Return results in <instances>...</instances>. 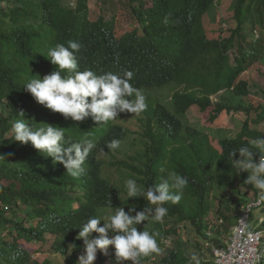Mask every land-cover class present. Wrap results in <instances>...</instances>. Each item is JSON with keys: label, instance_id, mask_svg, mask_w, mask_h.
Listing matches in <instances>:
<instances>
[{"label": "trees", "instance_id": "obj_1", "mask_svg": "<svg viewBox=\"0 0 264 264\" xmlns=\"http://www.w3.org/2000/svg\"><path fill=\"white\" fill-rule=\"evenodd\" d=\"M45 1L0 0V215L5 211L4 204L12 208L15 207L13 203L25 204L24 211L30 219L41 215L47 228L62 234L70 227L63 220L57 197L50 193L53 190L67 196L69 187L65 181L68 178L61 179L40 171L39 155L30 149L15 152L18 148H12L13 142L8 136L11 121L20 117L21 108L40 113L39 117L45 123H59L58 115L52 110L40 111L41 104L24 86L37 74L42 77L55 71L54 66H49L46 55L49 48L56 46L61 31L68 25L65 19L68 8ZM227 1H230L232 16L228 19L230 35L224 39L210 38L203 22L204 14L222 0H154L150 7L144 0H126L138 17L143 33L133 30L118 38L114 33V18L104 20V16L93 25L95 29L103 30L120 50L119 68L135 73L132 83L147 97L148 107L140 120L145 124L143 141L150 144L141 156L143 167L133 166L142 178H132L145 189L159 183L168 171H176L189 180L181 201L169 203L168 207L172 216L189 219L195 225L199 240L185 241L179 237L175 242L177 249H171L162 264H187L192 249L203 252V245L209 240L206 219L215 209V202L219 226L212 240L222 244L230 226L243 215V206L259 195L252 185L244 184L249 175L247 171L236 174L229 154L264 136L257 130L258 124L264 121V110L257 118L252 116L251 102L247 99L249 83L239 78L256 61L264 62V0ZM110 2L109 9L119 6L115 0ZM3 3L7 4L6 9L1 7ZM67 29L68 26L64 30ZM247 36L253 41H248ZM236 38L247 48H239L233 64L230 50L235 46ZM39 43L48 44L40 46ZM99 53L82 51L83 63L94 65L93 57ZM171 84L176 86L172 98L178 111L187 113L193 105H198L202 111L212 107L211 121L224 112L230 115L246 111L248 115L241 130L233 137H216L198 128L183 126L187 129L183 134L181 123L156 96L158 90ZM221 91L224 93L215 103L212 96ZM129 203L137 204L138 209L151 206L143 197L130 198ZM92 209L91 205L89 214ZM92 216H97V210ZM254 220L253 214L251 224ZM12 222L21 227L20 237L26 235L31 239L38 234L32 227H24L18 216ZM5 227L0 225L1 235ZM10 233L13 235L12 230ZM66 250L62 248V251ZM5 252L6 242L0 238V258ZM26 254L20 250L19 260L22 261ZM69 264H75V255ZM202 264L214 262L203 261Z\"/></svg>", "mask_w": 264, "mask_h": 264}, {"label": "clouds", "instance_id": "obj_2", "mask_svg": "<svg viewBox=\"0 0 264 264\" xmlns=\"http://www.w3.org/2000/svg\"><path fill=\"white\" fill-rule=\"evenodd\" d=\"M149 1L144 0L147 7L152 6L154 0ZM45 2L60 4L61 7L65 5L68 8L65 19L69 29L64 30L67 26L64 27L56 46L49 48L47 52L49 66H54L55 71L42 77L37 74L28 79L24 86L41 104L40 111L46 108L52 110L58 115L59 123H45L39 117L40 113H31L28 109L21 108L18 113L20 117L11 121L8 135L11 133L9 139L13 142L12 148H18L15 152L19 149H30L39 155L40 171L47 172L53 177L68 178L65 181L69 187L67 196L63 192L54 193L53 190L50 196L57 197L63 212V220L70 230L67 233L57 234L56 229L47 228L43 216L35 215L30 219L24 211L25 204L13 203L14 208L4 204L5 211L0 215V225L4 224L6 227L0 238L6 242V252L0 258V264H55L47 252H42L33 246L34 241L46 242L47 234L56 237L51 247L65 257L66 264H69V260L74 255L75 264H94L97 256V264H126L127 260L132 264H141L142 259L146 264L154 260L157 264H162L163 258L169 251L173 248L177 249L175 242L182 237L185 223L189 222L195 230V225L189 219L172 216L168 207L169 203L177 204L181 201L189 180L176 171H168L159 183L145 189L138 184L137 179L132 178V176L142 178L133 170V166L143 167L141 156L150 144L143 141L145 124L140 120L143 111L148 107L147 97L143 90L132 83L135 73L119 68L122 60L120 50L112 44L103 30L95 29L93 26L102 16L104 20L114 18L117 24L119 6L109 9L112 5L110 0H46ZM6 6L7 4L3 3L1 7L6 9ZM218 6L219 3L204 16L211 15ZM93 7H99L111 17L107 18L106 14L101 13L98 19L93 20L90 15ZM135 17L139 22L138 17L136 15ZM140 27L139 23V26L133 30L141 29L143 33L144 29ZM226 31L228 32V26ZM114 33L118 38L124 35L116 34V25ZM229 35L228 32L226 37ZM226 37L219 36L215 39ZM247 39L249 40L250 37L247 36ZM84 50L100 52L93 57L96 61L94 65L83 63L81 52ZM237 54L238 51L234 46L230 50L231 63H235ZM175 87V84L165 87L171 89L167 101H162L159 97L165 88L158 90L156 96L176 116L185 134L187 129L183 126L198 128L187 121L190 109L198 105H193L187 113L178 111L172 98ZM223 93L224 91H221L212 96L215 103L217 102L215 98ZM209 109L211 110L212 107ZM126 111L138 114L136 118L143 127L139 136H135L134 130L115 121L120 113ZM198 129L209 134L204 129ZM125 140H128V145L135 150L132 155L115 162L117 171L121 174L118 180L114 181L106 167L105 156H116L114 153L119 151L120 145ZM249 145L233 150L229 156L236 174L245 171L249 173L244 184L252 185L257 189L258 197L243 206V215L237 223L230 226L222 244L212 240L219 226L215 216V206L206 219L205 229L209 240L204 246L201 239L202 253L189 252L187 264H202L203 261L214 264H264V136L255 138L249 142ZM237 153H239L238 159ZM121 182L126 188V200L122 199ZM114 196L116 199L113 200ZM138 197H143L151 206L138 209L137 204L129 203L130 198ZM91 205L92 214L97 210V216L89 214ZM124 205L130 206L128 211H125ZM107 208H112L115 212L105 215ZM6 210H10V216H7ZM256 210L258 214L255 213ZM253 214L255 220L251 224ZM16 216L21 218L24 227H32L38 234L33 235L31 239L26 235L20 237L21 227H16L12 222L16 220ZM34 220L37 222L33 223ZM150 220L154 221L150 230L146 227L147 224L144 225L143 230H138L139 224L144 221L148 223ZM39 223L42 225L39 226ZM241 225H245L241 239L245 244L236 239V229ZM10 230L13 231V235ZM93 233L96 234L95 237L92 236ZM173 236H177L175 241ZM63 247L67 249L65 252L62 251ZM42 249L46 251V248ZM20 250L27 252L22 261L19 260ZM160 253L163 256L157 258ZM38 254H41L43 260H39ZM151 254H155L154 257H148Z\"/></svg>", "mask_w": 264, "mask_h": 264}, {"label": "rangeland", "instance_id": "obj_3", "mask_svg": "<svg viewBox=\"0 0 264 264\" xmlns=\"http://www.w3.org/2000/svg\"><path fill=\"white\" fill-rule=\"evenodd\" d=\"M118 2L119 5V13L117 16V24H116V34L118 36L124 34L127 31H131L139 26V22L137 18L135 17L131 7L126 3V0H115ZM149 1V0H147ZM150 2V1H149ZM230 1L222 0L221 3H219V6L213 11L211 15H205L204 16V25L207 30L208 36L210 38H218L219 36L226 37L228 35L227 26L229 25L228 19L230 16H232V12L229 9ZM101 13L106 14L107 18H110L111 15L108 12H105L103 10H100L99 7H96L91 10V18L93 20H96L99 18ZM141 28V27H140ZM142 32V30H139ZM238 38H236L235 43V49L238 51L239 48L246 49L247 46L242 41H237ZM248 41H253L252 38H250ZM232 60H234V56H232ZM241 80H245L249 83L250 87V95L247 97L248 102H251L252 106V116L258 117L260 116L261 112L264 110V62L263 61H256L250 68H248L245 72H243L240 77ZM171 93L170 88H165L161 91V94L159 95L160 99L162 101H167L169 99ZM221 95H218L215 100L218 102ZM209 110L202 111L198 106H193L188 115H187V121L198 128L206 130L210 135L220 137V136H235L240 130L242 126V122L247 117L246 111L241 112H232V115H227L226 112L222 113V115L215 121H211L209 119ZM138 114H134L131 112H123L120 113V115L115 119L117 123H119L122 126H125L126 128H129L131 130H134L136 132L135 136H139L140 132L142 131L143 127L140 122H138L136 116ZM257 130L262 132L264 134V121H261L258 126ZM11 136V133L8 135ZM134 148L128 145V140H125L119 148V151H116L114 154L116 156H105V159L107 160L106 167L109 171L110 177L112 180H118L119 175L121 172L117 171V166L115 165V162L118 159L126 158L128 155H132L134 153ZM121 186L123 187L122 192V199H127L126 194V188L124 187V184ZM216 206V202H215ZM125 208V211H128L130 206L126 207V205L123 206ZM7 211V216H10V210ZM115 210L112 208H107V211L105 213H114ZM103 213V212H102ZM256 214H258V211H255ZM37 220H34L33 223H36ZM103 224V222H102ZM147 224V225H146ZM154 221H147L142 222L138 225V230H143L144 225L150 230V228L153 226ZM169 225V224H168ZM181 232V229H180ZM93 237L96 236V234H92ZM182 238L184 240H198V237L196 236V232L193 228V226L189 223H185V228L182 230L181 234ZM174 241L177 239V236H173ZM46 242L42 243L41 241H34L33 246L37 248L38 250H41L42 252H47V255H49L55 262V264H66V259L64 256H62L60 253L55 252V249L51 247L55 240V236L52 234L46 235ZM46 248V251H43L42 248ZM163 247V246H162ZM191 251H195L192 249ZM210 251V250H209ZM196 252V251H195ZM155 254H151L148 257H154ZM163 256L162 253L158 255L157 258H161ZM208 257V254H206ZM210 256L212 257L211 253ZM39 260H43V257L41 254H38ZM98 263V256L97 260L94 262V264ZM126 264H132L130 260L126 261ZM141 264H146V261L142 259ZM148 264H157V261H150Z\"/></svg>", "mask_w": 264, "mask_h": 264}, {"label": "built area", "instance_id": "obj_4", "mask_svg": "<svg viewBox=\"0 0 264 264\" xmlns=\"http://www.w3.org/2000/svg\"><path fill=\"white\" fill-rule=\"evenodd\" d=\"M244 232H245V225H241L236 229V239L238 242H241L242 244H245L244 242L241 241Z\"/></svg>", "mask_w": 264, "mask_h": 264}]
</instances>
